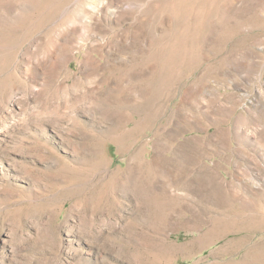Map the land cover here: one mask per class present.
I'll list each match as a JSON object with an SVG mask.
<instances>
[{
  "label": "rangeland",
  "instance_id": "1",
  "mask_svg": "<svg viewBox=\"0 0 264 264\" xmlns=\"http://www.w3.org/2000/svg\"><path fill=\"white\" fill-rule=\"evenodd\" d=\"M0 264H264V0H0Z\"/></svg>",
  "mask_w": 264,
  "mask_h": 264
}]
</instances>
